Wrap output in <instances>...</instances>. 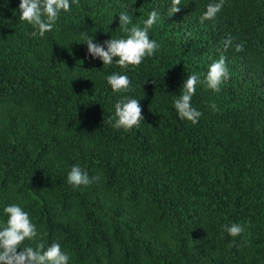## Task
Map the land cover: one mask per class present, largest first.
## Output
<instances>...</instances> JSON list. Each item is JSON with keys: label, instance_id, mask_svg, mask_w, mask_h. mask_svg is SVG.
<instances>
[{"label": "trees", "instance_id": "trees-1", "mask_svg": "<svg viewBox=\"0 0 264 264\" xmlns=\"http://www.w3.org/2000/svg\"><path fill=\"white\" fill-rule=\"evenodd\" d=\"M216 2L182 0L169 17L171 0H78L32 37L19 0H0V226L3 209L19 204L69 264H264V0H225L201 23ZM153 10L160 48L138 67L87 55L82 32L97 43L126 38L119 13L143 26ZM221 54L230 79L218 93L198 85L192 106L202 115L181 120L182 84L203 79ZM113 72L129 77L128 93L112 91ZM121 95L143 110L128 132L107 122ZM73 165L101 179L73 187ZM232 223L244 233L229 236Z\"/></svg>", "mask_w": 264, "mask_h": 264}, {"label": "clouds", "instance_id": "clouds-1", "mask_svg": "<svg viewBox=\"0 0 264 264\" xmlns=\"http://www.w3.org/2000/svg\"><path fill=\"white\" fill-rule=\"evenodd\" d=\"M225 0L210 3L200 17L201 23L215 20L217 14L222 10ZM78 0H19V18L21 21L31 25L34 31L32 37H44L51 32L60 13L69 12L72 4ZM182 0H171L168 10L169 17L181 11ZM119 17V28L126 34V38H110L103 43L94 41V37L82 32L80 39L87 46V55L91 59H99L103 66L107 67L115 63L127 71L130 67H138L146 57H152L160 48V44L149 36L150 30L156 25L160 16L157 11H151L143 26L134 24L132 15L121 11ZM192 34L187 33L190 37ZM222 52H226L233 46V37L222 41ZM243 50V44H235V51ZM230 79L229 69L226 64L225 55L221 54L208 67L203 79L197 73L188 75L182 84V92L173 101V106L181 120H186L192 125L198 123L202 113L192 106V97L196 94L198 85H205L214 93L221 91V86ZM108 85L117 94H125L131 90V80L127 75L113 72L106 77ZM154 84V82L152 81ZM211 109L219 111L213 103ZM144 120L143 110L140 102L127 95L114 105V114L107 121L114 129L130 131L138 128ZM100 176L89 177L79 165H73L67 174V183L73 187L90 186L100 180ZM7 215V221L0 226V264H69L70 256L62 251L59 243L46 245L42 234L32 222L30 215L19 204H11L3 209ZM224 231L235 238L244 233L245 228L239 224L232 223L224 226ZM31 241L33 246L21 247L25 241ZM18 249H21L18 251Z\"/></svg>", "mask_w": 264, "mask_h": 264}]
</instances>
